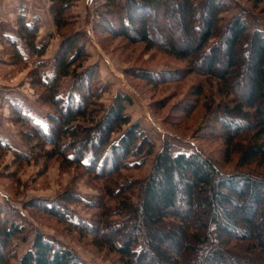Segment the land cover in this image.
Instances as JSON below:
<instances>
[{"label":"trees","instance_id":"trees-1","mask_svg":"<svg viewBox=\"0 0 264 264\" xmlns=\"http://www.w3.org/2000/svg\"><path fill=\"white\" fill-rule=\"evenodd\" d=\"M72 1L50 0L48 12L56 33L70 25L66 12ZM92 2L95 4L91 20L94 34L122 37L131 44L142 43L147 51L161 49L187 62L196 54L200 65L206 62L207 74H216V63L222 60L224 68L217 78L225 95L228 94L226 79L237 60L236 50L246 48L243 55L251 59L252 68L243 101L234 99L231 108L223 107L216 122L233 134L224 136L228 146L235 136L252 130V139H248L249 145L240 153V160L241 163H262L264 33L251 29L245 15H235L222 26L221 15L229 9L225 0ZM171 20L180 27L186 42L182 49L171 36ZM16 24V37L38 60L36 67L28 72L30 84L40 89L38 104L53 108H46V127L42 128L40 123L24 115L18 105L9 106L12 121L26 126L20 129L22 141L31 150L38 146V156L44 161L57 157L63 166L82 169L108 183L110 192L105 191L98 198L100 203L92 204L101 210L95 216L94 226L78 222L74 227L81 226L86 232L94 233L97 240H102L107 231L117 233L116 241L111 240L107 245L124 264L154 263L152 254L156 264H264L263 177L253 173H222L210 158L198 151L173 153L169 142H164L154 155L152 142L141 131L139 123L126 114V105L131 103L127 95L116 93L106 108L97 103L106 88L98 83L96 63L86 65L89 54L85 51L82 30L63 34L52 58V70L43 75L40 58L45 46L35 45L37 27L26 24L24 16L18 17ZM1 37L6 43L9 61L24 62L17 41ZM190 69L196 70L193 64ZM139 75L155 83L162 81L161 78H174L176 73ZM66 77L71 79V84L66 98H62L59 90ZM46 146L49 148L45 149ZM0 150L9 148L0 144ZM12 152L14 161L30 160L24 153ZM152 155L151 169L145 179L121 183L124 180L119 176L114 178L123 170L140 168L145 157ZM130 158L138 161L130 163ZM133 185L138 187L135 202L126 196L131 194ZM108 195L114 197L113 207L101 201ZM89 203L69 190L56 200H30L23 206L67 221L71 218L68 205ZM1 210L0 206V213ZM111 215L117 218L114 220ZM22 232L15 222L0 217V264H10L14 259L11 241ZM96 233L100 234L96 236ZM166 244L175 250H169ZM17 264L87 263L70 248L36 232Z\"/></svg>","mask_w":264,"mask_h":264},{"label":"rangeland","instance_id":"rangeland-1","mask_svg":"<svg viewBox=\"0 0 264 264\" xmlns=\"http://www.w3.org/2000/svg\"><path fill=\"white\" fill-rule=\"evenodd\" d=\"M225 1L229 9L221 15L222 26L227 25L235 15L242 14L247 17L251 29L264 33V0ZM20 2L24 4L26 2L31 12H36L35 14L39 16L35 18L30 16L29 23L40 26L36 39L38 46L46 48L45 57L41 59L44 65L41 69L43 75H48L52 70V55L63 34L82 30L85 34V51L89 54L86 65L96 63L98 83L106 88L97 103L106 108L116 93L127 95L131 103L126 105V114L133 122L139 123L141 131L152 142L154 155L164 142H169L173 153L198 151L210 158L222 173H253L264 179V160L262 163L256 161L241 163L240 160L242 156L240 153L247 149L248 139H252V130L235 136L231 146H228L224 136L233 134L227 133L216 122L223 107L231 108L234 99L241 101L249 85L252 61L243 55L246 48L238 47L236 50L237 60L226 79L228 94L225 95L221 92V81L217 78L224 68L222 60L216 63L214 71L216 74H207L206 62L200 65V59L196 54L187 62L175 59L161 49L154 48L147 51L142 43L131 44L122 37L113 38L102 33L94 34L91 20L95 4L92 0L87 5L83 0H73L66 12L70 25L62 28L58 33L45 13L50 0ZM6 25L8 26L7 23ZM170 31L176 46L182 49L186 42L181 37L180 27L172 22ZM192 46L193 44L190 48ZM6 48V43L0 42V80L7 84L5 86L9 87L7 89H10L8 91L10 94H20V90H25L31 96H35L37 107L43 109L46 116L47 109L53 110V108L38 104L37 96L40 89L33 87L28 77L29 70L36 67L37 58L25 50L24 62L12 64L6 55ZM21 49L23 51L22 47ZM2 61H5V64ZM191 64L194 65L195 71L190 69ZM140 73L152 76L176 73V76L171 79L161 78L162 81L150 83L140 77ZM259 106L262 104L259 103ZM8 111L7 129L13 137H8L10 143L6 146L9 150H0L2 208L0 217L15 222L23 229V232L11 241L15 257L10 264H17L18 259L29 248L36 232L42 233L50 241L70 248L87 264H124L121 257L107 245V242L118 238L117 233L107 231L103 234L102 240H97L94 233L86 232L80 225L81 228L73 226L78 222H83L85 226H94L95 216L101 210L92 204L99 202V196L102 197L104 192L109 190L108 183L82 169L63 166L57 157L44 161L38 156L40 153L38 146H34L31 150L24 144L20 129L26 126L14 123L10 108ZM23 114L35 121L28 114ZM35 122L39 123V121ZM40 125L42 128L46 127L45 118ZM114 136L116 137V134L112 135ZM263 139L264 137L260 140ZM12 151L24 153L30 157V160L21 163L14 161ZM154 155L145 157L140 168L123 170L114 178L118 179L119 176L124 180L121 183L145 179L151 169ZM128 161L137 162L138 159L130 158ZM69 190H73L82 200L90 203L68 205L71 218L67 221L50 216L37 208L23 206L30 200H56L63 192ZM131 190V194L128 193L126 196L135 202L137 185H133ZM101 201L110 207L116 204L114 197L109 195ZM109 217L114 220L117 218L114 215ZM98 234L100 233L95 235ZM166 246L169 250H175L171 244ZM151 256L154 262L151 264H156L154 255Z\"/></svg>","mask_w":264,"mask_h":264},{"label":"crops","instance_id":"crops-1","mask_svg":"<svg viewBox=\"0 0 264 264\" xmlns=\"http://www.w3.org/2000/svg\"><path fill=\"white\" fill-rule=\"evenodd\" d=\"M20 1L21 0H0V42L5 43L2 40L1 36H6L11 40H16L17 47L20 53L24 57L23 52H25L26 48L24 44L20 42L15 35V32L17 30V24H16L17 18L20 16H24L25 23L28 25H31L29 23V21H31L30 16L34 18L35 16L36 17H39V16L35 14L36 12L35 13L31 12V9L29 6H27L26 2L24 4V3H21ZM83 1L87 5V3L90 0H83ZM48 7L49 6L47 5L45 13L52 22V18L48 12ZM6 23L8 24V26L6 25ZM35 26L37 27V32L39 33L40 26H38L37 24H35ZM36 37H37V33H36ZM58 44L59 42L57 43V46L53 52V55L58 47ZM35 45L38 46V39H35ZM21 47L23 48V51ZM45 54H46V48H45V51L42 57H45ZM53 55H52V58H53ZM33 57L35 58L36 56L33 55ZM42 57L40 58V60L42 59ZM2 62L5 64V61H2ZM51 65H52V61H51ZM4 83L5 82L0 80V144L9 145L10 142H8L9 141L8 137H13L12 135H10L7 129L8 121L6 119L7 113L9 112L8 109L10 105H18L23 113L28 114L30 117L34 118L35 121H39V123L42 122V120L45 118V111L37 107L35 96H31L25 90H22V91L20 90V94H15V95L10 94L8 93L10 89H7L9 87L5 86L7 84H4ZM70 84H71V79L69 77H66L63 79L60 90H59V94L62 98H66L68 90L70 88ZM16 90L18 89L16 88Z\"/></svg>","mask_w":264,"mask_h":264}]
</instances>
